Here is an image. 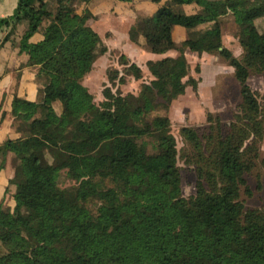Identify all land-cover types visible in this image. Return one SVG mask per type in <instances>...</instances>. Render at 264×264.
Segmentation results:
<instances>
[{
	"label": "trees",
	"instance_id": "trees-1",
	"mask_svg": "<svg viewBox=\"0 0 264 264\" xmlns=\"http://www.w3.org/2000/svg\"><path fill=\"white\" fill-rule=\"evenodd\" d=\"M88 1L17 0L0 18L6 27L0 47L26 21L19 50L43 79L38 100L14 95L10 113L21 120L23 134L0 143V169L7 152L17 157L9 178L14 205L0 202V264H264V209L244 207L239 198L263 132L247 77L264 71V31L253 23L264 15V0H167L137 17L128 29L132 41L142 36L152 52L178 53L147 60L152 78L137 94L113 91L115 79L123 83L125 77L109 70L110 85L97 102L82 79L106 46L87 23L91 11L75 8ZM186 3L199 8L185 12ZM226 14L238 25L240 56L223 43ZM206 23L207 30L199 29ZM175 24L186 29L179 43L172 37ZM38 30L42 38L30 40ZM186 48L221 55L233 67L241 96L234 121L208 112L202 132L180 128L197 176L189 196L181 192L169 117L151 115L188 85L197 89L200 76L189 75ZM121 58L125 73L141 77L135 62ZM194 69L200 72L199 62ZM62 169L76 186L58 184Z\"/></svg>",
	"mask_w": 264,
	"mask_h": 264
},
{
	"label": "rangeland",
	"instance_id": "rangeland-1",
	"mask_svg": "<svg viewBox=\"0 0 264 264\" xmlns=\"http://www.w3.org/2000/svg\"><path fill=\"white\" fill-rule=\"evenodd\" d=\"M15 1L17 3V0ZM165 1L167 0L155 2L162 4ZM75 8L78 12H81L84 6L82 3H76ZM23 21L21 20L20 23ZM44 23L46 24L47 20ZM253 23L259 31H264V15L254 18ZM93 24L99 28L102 23L96 21V23L92 22ZM220 24L224 45L230 48L234 55L240 56L242 47L238 40V25L234 20V16L232 14L224 15L220 19ZM208 26L207 23L201 24L199 29L207 30ZM99 29L101 32L106 33V43L108 45H106V51L97 55L91 71L84 77V84L93 94L94 101L97 102L103 98V87L110 85L108 81L109 70L118 69V76L124 73L125 81L120 83L116 78L115 84L111 87L112 90L120 91L122 94L127 92L137 94L140 84L149 80V72L145 69L139 78L125 73L124 65L120 63L123 61L121 53H125L124 47L116 45L117 42L116 44L110 42L109 35H107L109 32L104 30L105 27ZM102 37H104L103 34ZM102 44H104L103 40ZM125 45L127 50L131 49L130 45ZM185 51L190 64L189 75L197 77L202 71L203 81L199 90L192 89L188 85L182 94H179L168 103L167 107L158 106L151 112V115L162 114L169 117L170 132L174 135L177 143V164L181 176V192L184 196H189L195 194L197 176L194 163L191 162L190 158V146L180 134V128L184 125L193 126L199 128V131L202 132L209 123L206 120L208 112L214 117L217 116L224 123L234 121L236 112L240 111L241 96L240 85L234 77L233 67L221 55L217 53L203 54L204 57L199 55L201 57L199 61L196 54H191L189 49ZM198 61L202 64L200 72H196L194 69ZM39 81L42 83L43 79L41 78ZM247 83L257 92L263 120V132L257 142L258 152L254 158V164L245 173L246 185L241 186L239 198L244 207L264 209V71L260 73L251 72L247 77ZM46 156L51 160L49 153H46ZM15 158L17 159L16 156ZM58 184L61 187L71 188L77 185V181L67 176L65 170L62 169L58 177ZM87 206L94 210L95 202H87Z\"/></svg>",
	"mask_w": 264,
	"mask_h": 264
},
{
	"label": "crops",
	"instance_id": "crops-1",
	"mask_svg": "<svg viewBox=\"0 0 264 264\" xmlns=\"http://www.w3.org/2000/svg\"><path fill=\"white\" fill-rule=\"evenodd\" d=\"M15 5V0H0V18L11 14ZM82 5L87 7L93 14V16L87 20V23L99 33L104 45L106 46L108 44L106 43V33L101 32L99 29L102 27H105L104 30L109 32L107 35H109L108 39H110V42L112 44H116L117 42L116 45H122L125 52L123 54L127 56L131 62H135L141 68L142 73L145 69L149 72L146 65L147 60H154L164 55H176L178 53L174 48L163 53L152 52L145 47L144 38L142 36L138 38V42H134L129 38L128 29L135 22L137 17L151 15L158 7L159 2L153 0H89L88 2H83ZM182 8L185 12H194L198 10L199 6L195 3H186L182 5ZM96 21L102 23L99 28L94 24L92 25V22L96 23ZM44 22L43 25H45ZM116 23H118V26ZM25 27L26 21L22 23L19 22L11 36L5 40L0 47V143L6 138H17L23 134L21 120H15L10 113L14 95L32 101L38 100L39 88L42 85L39 81L41 78L37 75L38 66L28 64V54L25 51L19 50V38ZM5 31L6 27L0 26V41ZM102 34L104 37H102ZM172 37L175 42H181L186 37L185 27L180 24L173 25ZM41 38L42 31L38 30L30 37V40L37 41ZM125 44L130 45L131 49L127 50ZM190 52L191 54H196L199 61L201 57H204L203 54H208L207 52ZM184 54L187 57L186 51H184ZM199 55H201V57ZM200 67L202 69V64H200ZM149 74L150 80L152 75L150 72ZM199 76L200 80L197 84V91L203 81L202 71ZM82 82L84 84V78ZM53 106L57 112H60L61 105L58 100L53 101ZM5 157L4 166L0 169V202L3 200L5 205L13 207L14 199L12 193L15 187L14 184L9 183V178L14 174L16 158L11 151L7 152Z\"/></svg>",
	"mask_w": 264,
	"mask_h": 264
}]
</instances>
